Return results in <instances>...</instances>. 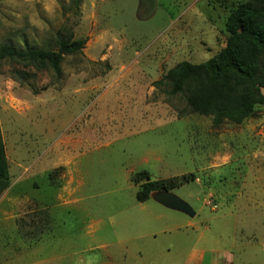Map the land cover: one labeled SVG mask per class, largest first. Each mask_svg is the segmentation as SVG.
<instances>
[{
    "label": "rangeland",
    "instance_id": "rangeland-1",
    "mask_svg": "<svg viewBox=\"0 0 264 264\" xmlns=\"http://www.w3.org/2000/svg\"><path fill=\"white\" fill-rule=\"evenodd\" d=\"M69 1L0 0V45L86 41L61 78L0 62V264H264V106L216 128L155 86L223 50L249 0H154L144 19L140 0ZM143 172L192 175L172 193L196 216L138 202Z\"/></svg>",
    "mask_w": 264,
    "mask_h": 264
},
{
    "label": "trees",
    "instance_id": "trees-1",
    "mask_svg": "<svg viewBox=\"0 0 264 264\" xmlns=\"http://www.w3.org/2000/svg\"><path fill=\"white\" fill-rule=\"evenodd\" d=\"M82 2L70 0L67 11L79 10ZM225 27L229 39L223 50L203 64L182 62L155 83L156 87H167L170 96L183 97L191 113L211 117L216 128L227 122L240 125L256 117L264 106V0L239 4L228 16ZM85 45V40L63 37L58 39L56 50L27 43L18 48L6 43L0 45V62L50 70L61 78L65 58L81 53ZM12 74L17 81L27 82V73L14 69ZM138 176L139 180H148L137 194L140 203L147 202L155 192H172L194 179L185 175L180 179L150 181L146 172ZM9 186V166L0 130V196Z\"/></svg>",
    "mask_w": 264,
    "mask_h": 264
},
{
    "label": "water",
    "instance_id": "water-1",
    "mask_svg": "<svg viewBox=\"0 0 264 264\" xmlns=\"http://www.w3.org/2000/svg\"><path fill=\"white\" fill-rule=\"evenodd\" d=\"M155 4L156 3L154 2L153 6ZM154 8L155 6L152 8L147 0H140L138 18L144 19L145 17H148L147 13L152 12ZM152 198L160 205L170 210L181 212L191 218L196 216L194 209L187 202L183 201L172 192H156L152 195Z\"/></svg>",
    "mask_w": 264,
    "mask_h": 264
},
{
    "label": "flooded vegetation",
    "instance_id": "flooded-vegetation-1",
    "mask_svg": "<svg viewBox=\"0 0 264 264\" xmlns=\"http://www.w3.org/2000/svg\"><path fill=\"white\" fill-rule=\"evenodd\" d=\"M150 3V6L153 7L154 0H147Z\"/></svg>",
    "mask_w": 264,
    "mask_h": 264
}]
</instances>
